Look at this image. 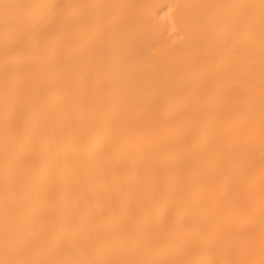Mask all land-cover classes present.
Segmentation results:
<instances>
[{
    "label": "bare ground",
    "instance_id": "bare-ground-1",
    "mask_svg": "<svg viewBox=\"0 0 264 264\" xmlns=\"http://www.w3.org/2000/svg\"><path fill=\"white\" fill-rule=\"evenodd\" d=\"M0 264H264V0H0Z\"/></svg>",
    "mask_w": 264,
    "mask_h": 264
}]
</instances>
